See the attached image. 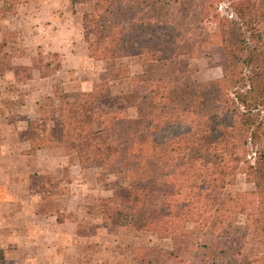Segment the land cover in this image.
I'll return each instance as SVG.
<instances>
[{"label":"trees","instance_id":"obj_1","mask_svg":"<svg viewBox=\"0 0 264 264\" xmlns=\"http://www.w3.org/2000/svg\"><path fill=\"white\" fill-rule=\"evenodd\" d=\"M30 1L0 0V23ZM87 1L88 57L105 62L106 72L72 95L66 115L45 110L43 120L54 119L65 153L82 168L127 181L126 195L99 199L102 219L174 239L173 264H264V0ZM6 43L3 35L0 52ZM208 53L217 57L218 78L196 82L178 73L179 56ZM128 58L149 68L131 75ZM124 79L141 95L139 116L95 130V102ZM238 174L254 189L213 203ZM68 182L42 176V211L59 210L54 198Z\"/></svg>","mask_w":264,"mask_h":264},{"label":"rangeland","instance_id":"obj_2","mask_svg":"<svg viewBox=\"0 0 264 264\" xmlns=\"http://www.w3.org/2000/svg\"><path fill=\"white\" fill-rule=\"evenodd\" d=\"M91 7L92 2L87 0L80 3L74 2V0H31L21 6L17 14L11 17L12 19L9 18L11 19L9 21L10 25H7L8 23L0 24V29L1 31L3 29V34L7 40L5 48L0 52L1 74L7 73L5 72L7 70L16 69L15 71L20 73L23 81L24 78L31 77L34 74L33 69H37L42 75L44 73L43 76L55 74L56 81H49L52 86L50 94L39 98V108L34 112H29V114L21 111V107L18 106L24 99L21 96L25 90L24 88L28 86L22 87L23 85H21L20 87L15 83L11 85V90L21 93L17 94L15 101H12L14 105L11 106H17L15 108L17 111L8 116L9 120L10 122L21 120V122L24 121V124H29V128L24 131L23 137L29 138L30 135V138L36 141L34 148L36 146L40 147V145L45 149L51 148L52 138L55 139L54 143L63 139L54 119L53 121L43 120L44 111L50 110V114L54 116L66 115L67 101L72 95L76 92L91 89L95 82L104 77L107 65L103 61H96L88 57L87 44L84 41L83 15ZM220 11L229 13L225 5ZM24 14L33 17L34 25H31L29 21L22 17ZM16 23L17 25H12ZM206 26L209 30H212V25L207 24ZM56 30L60 31L59 34L57 33L58 39L55 42ZM62 36L64 40L61 39ZM69 36H72V39L65 41ZM59 47L60 51H55ZM27 58L32 59L30 67L25 65V62H29ZM33 59H36L34 65ZM124 62L131 68V75L142 73L149 68V65L145 66L140 59L136 58H128ZM216 63L217 57L213 53L201 57L181 55L177 58V71L179 74L191 77L196 82L207 81L221 75V70L216 66ZM5 78L9 85L8 73L5 74ZM46 82H36L32 87L33 91L36 93L43 90V87L48 86ZM130 84V79L119 80L111 84L113 95L108 98L111 107L110 105L105 106L103 100L95 102L97 104L93 125L95 130H103L104 127H106L105 129L110 128L114 118L125 117L124 115L127 114L126 112L123 113L125 108L129 109L132 116L138 114L142 104L141 95L131 93ZM52 94H59V107L51 97ZM3 102L0 101V103ZM52 128L55 131L54 136L51 135ZM5 130V132L9 131ZM50 153L57 157V153ZM75 158L77 157L75 156ZM75 158H66L63 164L67 166L76 161ZM81 169L80 177L77 182H74L77 189L74 194L78 193L82 197H77L74 200L71 191H66V194L60 193L57 201L63 215H65V211H69L72 207L74 209V206H77L76 210H72L69 216L73 217L75 215L77 218L82 219L77 229L80 239L74 246L80 254L78 263L173 264L171 255L178 248V244L175 243L174 239L171 241L158 237L154 232H138L132 227L117 226L112 221L102 219L99 199L126 195L127 181L112 175L105 168H97L90 164H86V167ZM62 170L57 168V163L53 160L46 164V172L49 175L54 176L55 174L60 177ZM68 178L69 176L65 172L62 180L65 182ZM253 189V184L247 183L243 174H238L233 183L226 184L214 195L215 200L212 198V201L214 203L219 196L232 197L238 192ZM243 220V216L237 217L238 223L243 222ZM16 244L15 247H4L2 249L7 260L6 264H26L31 256H42L39 248L27 247L23 241ZM145 253L149 255L147 259L144 258V261H141V256ZM40 258L36 261L37 263L40 262ZM67 263L75 264L73 257L69 256Z\"/></svg>","mask_w":264,"mask_h":264},{"label":"crops","instance_id":"obj_3","mask_svg":"<svg viewBox=\"0 0 264 264\" xmlns=\"http://www.w3.org/2000/svg\"><path fill=\"white\" fill-rule=\"evenodd\" d=\"M51 4L54 5L52 2ZM22 17L26 21H29L31 25H34L33 17L25 14ZM11 19L3 20L0 24L8 23L7 25H10L9 21ZM12 25H17V23ZM35 29L37 30L38 28ZM35 29L33 30L35 31ZM48 30L50 31L49 28ZM59 31L56 30V34L52 31L55 34V42L58 39L57 33L59 34ZM3 33V29L2 31L0 29V43L3 41ZM71 37L69 36L65 41H70ZM61 39L64 40L63 36ZM55 51H60V47ZM27 59L29 62H25V65L30 67L32 59ZM15 70L5 71L8 73L10 79L9 85L5 78V74L7 73H0V101H4L0 103V250L4 247H15L17 246V242L23 241L27 247H36L42 252L41 258L33 255L28 259L29 262H26V264H69L67 263L69 256L73 257L75 264H80L78 263L80 254L75 250L74 246L80 239L77 229L82 219L77 218L75 215L73 217L69 216L72 210H76L77 206H74V209L72 207L69 211H65V215H63L62 210H60L57 204L60 196L58 194L54 198V203L59 210L53 213L42 211V196L39 184L42 176L48 174L46 172V164L53 160L57 163V168L63 169L62 177L55 174L54 176L57 179H62L66 171L71 181L66 184L67 192L71 191L74 200L77 197L81 198L82 196L80 197L78 193L74 194L77 191L74 182H77V179L80 177L82 167L78 159L75 158V155H67L65 153L64 138L57 140L56 143L51 141V148L45 149L42 145L34 148L35 141L30 138V135L29 138L23 137L24 131L29 128V124H24V121L21 122V120L10 122L8 117L11 113L17 111L15 109L17 106L12 107L11 105H14L12 101H15L17 94L21 93L11 90L12 84L15 83L18 86L20 85V87L21 85H23L22 87L28 86L24 88L25 90L21 95L24 99L18 106L21 107V111L29 114V112H34L39 108V98L50 94L52 86L49 81H56L55 74L43 76L40 74V71L33 69L34 74L31 77L24 78L23 81L20 73H17ZM36 82H46L48 86L43 87V90L35 93L32 87ZM86 87L88 88V85ZM51 97L55 100L57 107H59V94H52ZM103 101L106 106L109 100L104 99ZM48 112L51 113L50 110ZM125 112L127 113L124 115L125 117L139 116V111L136 116H132L129 109L125 108L123 113ZM2 129L3 131H1ZM5 129L9 131L5 132ZM50 152L57 153V157ZM70 157L75 158L76 161L67 166L66 164L64 165V159ZM39 258L40 262L37 263L36 261Z\"/></svg>","mask_w":264,"mask_h":264}]
</instances>
